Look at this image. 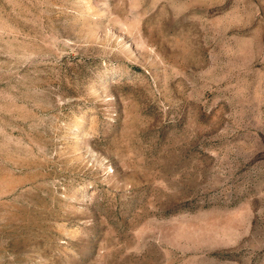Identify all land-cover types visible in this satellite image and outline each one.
<instances>
[{"label": "rangeland", "instance_id": "rangeland-1", "mask_svg": "<svg viewBox=\"0 0 264 264\" xmlns=\"http://www.w3.org/2000/svg\"><path fill=\"white\" fill-rule=\"evenodd\" d=\"M0 264H264V0H0Z\"/></svg>", "mask_w": 264, "mask_h": 264}]
</instances>
